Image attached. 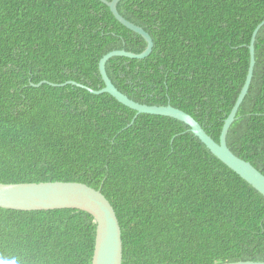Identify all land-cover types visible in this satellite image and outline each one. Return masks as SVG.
<instances>
[{
	"label": "trees",
	"instance_id": "16d2710c",
	"mask_svg": "<svg viewBox=\"0 0 264 264\" xmlns=\"http://www.w3.org/2000/svg\"><path fill=\"white\" fill-rule=\"evenodd\" d=\"M110 1V0H108ZM153 39L144 59L111 57L131 99L171 104L215 141L246 79L264 0H121ZM146 47L99 0H0V183L87 184L113 206L121 264L264 260V196L172 117L139 113L109 93L98 63ZM249 89L227 145L264 174V25ZM96 225L77 209L0 207V264H91Z\"/></svg>",
	"mask_w": 264,
	"mask_h": 264
},
{
	"label": "water",
	"instance_id": "95a60500",
	"mask_svg": "<svg viewBox=\"0 0 264 264\" xmlns=\"http://www.w3.org/2000/svg\"><path fill=\"white\" fill-rule=\"evenodd\" d=\"M99 1L109 7L113 16L122 25L141 35L146 41V47L139 53L126 49H113L102 55L98 63V69L104 86L99 89H93L74 80H67L62 83L42 80L39 83H32L31 85L38 87L46 83L50 86L61 87L71 84L81 87L93 94L109 93L118 102L136 111L131 121L132 123L139 113L167 116L182 121L213 155L264 196V174L255 168L249 161L235 155L228 147L226 140L228 129L235 120L238 108L249 89L255 65L254 42L258 30L264 25V19L255 27L252 33L248 45L250 60L246 79L230 113L224 119L219 141L217 142L207 134L201 124L189 113L173 107L169 103L166 105H156L135 101L115 86L107 73V61L114 56L144 59L149 56L152 51L153 39L142 26L129 21L120 14L117 7L121 0ZM0 207L22 211L53 209H77L86 211L93 216L96 225L91 264L122 263L121 227L113 206L98 189L81 182L72 181L0 183ZM214 264H264V260H247Z\"/></svg>",
	"mask_w": 264,
	"mask_h": 264
}]
</instances>
